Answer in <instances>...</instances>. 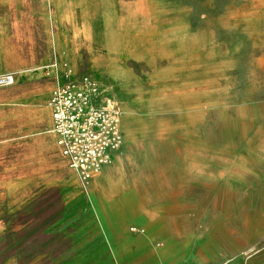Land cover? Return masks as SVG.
Instances as JSON below:
<instances>
[{
  "label": "rangeland",
  "instance_id": "374dc122",
  "mask_svg": "<svg viewBox=\"0 0 264 264\" xmlns=\"http://www.w3.org/2000/svg\"><path fill=\"white\" fill-rule=\"evenodd\" d=\"M4 12L0 63L19 66L0 68L16 73L0 88V264H155L140 236L167 216H240L263 193L264 0H9ZM55 54L121 109L123 144L87 188L46 133Z\"/></svg>",
  "mask_w": 264,
  "mask_h": 264
},
{
  "label": "built area",
  "instance_id": "2783aa9c",
  "mask_svg": "<svg viewBox=\"0 0 264 264\" xmlns=\"http://www.w3.org/2000/svg\"><path fill=\"white\" fill-rule=\"evenodd\" d=\"M43 70L52 81L46 101L50 132L66 166L87 188L123 144L120 106L106 97L97 79L78 73L62 55L55 54ZM15 80L14 72L0 73V88Z\"/></svg>",
  "mask_w": 264,
  "mask_h": 264
},
{
  "label": "crops",
  "instance_id": "0c3cea01",
  "mask_svg": "<svg viewBox=\"0 0 264 264\" xmlns=\"http://www.w3.org/2000/svg\"><path fill=\"white\" fill-rule=\"evenodd\" d=\"M5 3L8 4L9 0H0V43L3 50L4 28L2 21L5 19ZM11 18L18 19L17 16L14 18V15ZM6 51H9V49ZM4 66L10 69L19 65L2 59L0 68ZM49 92L45 99V108L49 113V128L46 133L52 137L55 145L54 136L50 132L51 115L46 106ZM30 94H27V100L35 98L34 93L33 95ZM25 129L30 133H36L35 121L29 123ZM17 130L20 132L11 137L13 141L14 139L21 140V130L23 129L18 127ZM3 137H0L1 141L4 140ZM58 155L62 159L59 152ZM62 161L64 162L63 159ZM34 192L35 189L31 190L30 187L17 191L19 195L26 194L28 196ZM88 195L90 197L91 193H88ZM97 195L101 196L100 193ZM239 214L241 215L216 213L209 206L203 221L197 224L194 219L188 218L186 221L185 215L178 212L174 213L161 222L156 232L146 230L145 234L140 236L145 244L143 252L152 257L156 262L155 264H264V190L263 193L258 194V198L252 204L249 202L248 207ZM154 241H158L157 246L153 245ZM133 251L131 244L127 243V254L130 258L132 253H135Z\"/></svg>",
  "mask_w": 264,
  "mask_h": 264
}]
</instances>
